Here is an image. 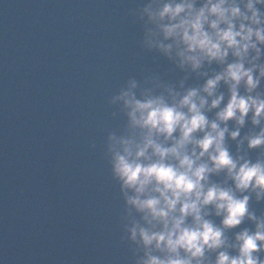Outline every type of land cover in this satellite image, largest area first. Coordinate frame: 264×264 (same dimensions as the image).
<instances>
[{"label": "clouds", "instance_id": "9594fccd", "mask_svg": "<svg viewBox=\"0 0 264 264\" xmlns=\"http://www.w3.org/2000/svg\"><path fill=\"white\" fill-rule=\"evenodd\" d=\"M133 15L144 49L204 79L167 96L130 79L111 99L127 116L106 155L135 264H264V0H145Z\"/></svg>", "mask_w": 264, "mask_h": 264}, {"label": "water", "instance_id": "95a60500", "mask_svg": "<svg viewBox=\"0 0 264 264\" xmlns=\"http://www.w3.org/2000/svg\"><path fill=\"white\" fill-rule=\"evenodd\" d=\"M144 2L111 0L52 131L0 207V264H135L134 246L124 239V200L106 155L108 134H124L127 116L111 99L130 79L138 93L154 88L165 96L168 88L182 92L204 83L201 74L143 48V26L133 13ZM253 208L264 214V202Z\"/></svg>", "mask_w": 264, "mask_h": 264}]
</instances>
